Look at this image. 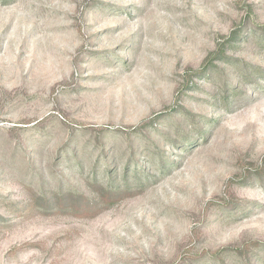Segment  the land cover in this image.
Wrapping results in <instances>:
<instances>
[{
	"label": "rangeland",
	"instance_id": "1",
	"mask_svg": "<svg viewBox=\"0 0 264 264\" xmlns=\"http://www.w3.org/2000/svg\"><path fill=\"white\" fill-rule=\"evenodd\" d=\"M0 264H264V0H0Z\"/></svg>",
	"mask_w": 264,
	"mask_h": 264
}]
</instances>
